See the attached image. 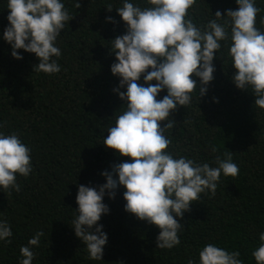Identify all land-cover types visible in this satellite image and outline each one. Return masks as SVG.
Segmentation results:
<instances>
[{
    "label": "trees",
    "instance_id": "16d2710c",
    "mask_svg": "<svg viewBox=\"0 0 264 264\" xmlns=\"http://www.w3.org/2000/svg\"><path fill=\"white\" fill-rule=\"evenodd\" d=\"M0 264H264V0H0Z\"/></svg>",
    "mask_w": 264,
    "mask_h": 264
}]
</instances>
